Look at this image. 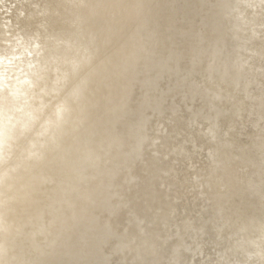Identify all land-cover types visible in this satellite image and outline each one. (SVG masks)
I'll list each match as a JSON object with an SVG mask.
<instances>
[{"label":"clouds","instance_id":"obj_1","mask_svg":"<svg viewBox=\"0 0 264 264\" xmlns=\"http://www.w3.org/2000/svg\"><path fill=\"white\" fill-rule=\"evenodd\" d=\"M4 4L0 264H102L95 253L110 241L107 189L140 158L137 91L159 73L148 49L193 18L210 35L217 66L196 75L260 81L238 117L252 121L245 146H230L213 166L208 188L232 224L222 258L206 264H264V0Z\"/></svg>","mask_w":264,"mask_h":264},{"label":"bare ground","instance_id":"obj_2","mask_svg":"<svg viewBox=\"0 0 264 264\" xmlns=\"http://www.w3.org/2000/svg\"><path fill=\"white\" fill-rule=\"evenodd\" d=\"M3 25L0 20V32ZM148 51L158 57L159 73L137 91L145 130L140 158L108 186L102 223L110 241L95 258L102 264H206L222 258L219 249L232 224L208 188L213 166L230 146H245L252 121L238 117L245 92L258 96L260 81L232 77L225 85L196 75L202 66L211 72L217 66L211 37L194 18Z\"/></svg>","mask_w":264,"mask_h":264}]
</instances>
